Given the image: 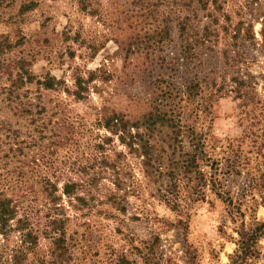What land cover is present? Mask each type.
Here are the masks:
<instances>
[{
  "label": "rangeland",
  "instance_id": "1",
  "mask_svg": "<svg viewBox=\"0 0 264 264\" xmlns=\"http://www.w3.org/2000/svg\"><path fill=\"white\" fill-rule=\"evenodd\" d=\"M0 43V264H232L264 223V0H0ZM156 106L144 167L103 125Z\"/></svg>",
  "mask_w": 264,
  "mask_h": 264
},
{
  "label": "trees",
  "instance_id": "2",
  "mask_svg": "<svg viewBox=\"0 0 264 264\" xmlns=\"http://www.w3.org/2000/svg\"><path fill=\"white\" fill-rule=\"evenodd\" d=\"M158 36L161 35V32L157 33ZM7 48H12L11 45L3 43ZM2 43H0V47H2ZM4 47V46H3ZM15 68H18L17 76L12 82V87L18 89L21 88L24 84L32 83L34 78L26 68L25 61H18L15 65ZM12 72V71H11ZM37 84H40L44 89H53L56 85L53 83L52 79H46L44 81H39ZM76 90L73 91V95L81 99L83 98V92L87 90L86 87H82V83L80 81L76 82ZM166 115L163 114L162 111L158 110V106L149 112L142 115L141 118L130 121L126 119L122 114H113V116L105 118L104 127L111 130L114 134H119V138L122 143L127 145L130 150L133 152H137L140 154L143 153L144 167L149 166V148L150 139L154 137L155 132H161V128L167 122ZM134 128L137 130V133L133 136L129 131ZM130 135V139L127 138ZM201 146L200 143L196 142V148ZM148 150V151H147ZM193 158V157H191ZM197 159V157H196ZM194 160V159H192ZM75 188V184H65L64 185V194L66 196H70L73 193ZM16 219V207L13 205V200L8 197L0 198V235L7 236L8 231H11L10 222ZM54 224H57V221H53ZM25 220L17 219L15 224V230L24 231L25 228ZM264 228V223L261 227L251 230L247 234H242L241 239L238 242V249L236 250L235 256L233 258L232 264H243V262L248 258L249 255L252 254V247L254 246V241L262 235V229ZM22 243H33L35 242V236H33L32 232L26 233L22 236ZM33 245V244H32ZM16 255L13 257L15 262L22 263L23 255ZM23 255V256H22Z\"/></svg>",
  "mask_w": 264,
  "mask_h": 264
}]
</instances>
